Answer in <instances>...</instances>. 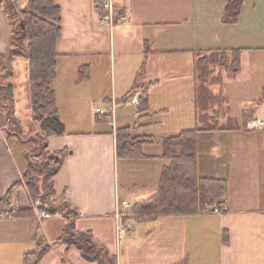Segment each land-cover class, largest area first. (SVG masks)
<instances>
[{"label":"crops","instance_id":"0c3cea01","mask_svg":"<svg viewBox=\"0 0 264 264\" xmlns=\"http://www.w3.org/2000/svg\"><path fill=\"white\" fill-rule=\"evenodd\" d=\"M55 1L62 10L63 36L54 88L64 124L63 110L77 102L74 90L91 83L98 90L107 70L104 53L112 57L111 97L93 90L88 96L102 98L109 107L131 95L146 62L139 86V92L146 91V113L118 104L113 115L88 121L102 130H66L48 138L50 151L68 155L55 189L77 212L75 231L89 233L118 264H264V126L248 129L254 120L264 121V38L257 25L264 19V0H244L233 23L224 20L227 0H113L119 14L128 15L127 22L113 28L101 22L102 0ZM12 31L0 10V55L9 49ZM233 50H241L237 73L232 71ZM2 74L0 58V81ZM17 81L15 72L16 115ZM23 84L31 104L29 79ZM137 123L134 134L150 136L151 142L141 157L119 159L117 131ZM6 128L0 106V200L28 165L29 144L9 137ZM197 128L204 129L198 135L199 176L228 185L222 212L132 216L126 220L132 231L119 236L118 201L134 206L154 197L169 165L161 157L164 140ZM13 205L20 210L30 206L26 189L17 191ZM64 227L62 215L0 220V264H25V255L38 249L40 239L48 250L38 264H100L78 246L58 242Z\"/></svg>","mask_w":264,"mask_h":264},{"label":"trees","instance_id":"16d2710c","mask_svg":"<svg viewBox=\"0 0 264 264\" xmlns=\"http://www.w3.org/2000/svg\"><path fill=\"white\" fill-rule=\"evenodd\" d=\"M0 0V10L12 25L11 44L7 52L0 55L3 74L0 81V106L5 109L9 137L29 144L28 165L21 179L0 200V211L13 205L18 190L27 191L30 206L21 209V215L34 217V205L52 215L65 218L63 236L58 242L67 246H78L85 257L100 264H118L117 257L97 246L89 233L76 232L73 217L77 212L69 201L55 189V177L65 164L67 152H52L48 149V138L65 134L66 126L57 107L54 81L57 76V50L63 36L61 7L55 0ZM224 14L226 23L235 22L241 14L244 0H227ZM241 50H233L232 71L241 67ZM226 52V51H224ZM19 58L28 61V79L31 95L32 120L41 131L25 136L23 123L16 115L14 64ZM205 58L199 61L201 67ZM146 62L141 67L131 94L138 90L145 78ZM199 78H204L202 73ZM140 113L148 111L146 91L140 97ZM142 117L139 118V120ZM133 127L117 131V156L119 159L141 157L144 145L151 142L147 135H135ZM204 129L183 131L166 138L163 142L162 158L169 162L162 173L157 194L145 203L133 206V215L140 218H157L162 215H192L211 212L215 203L224 198L227 183L200 177L198 174V135ZM222 209V207H221ZM48 246L38 241V249L25 255V264H38L45 256Z\"/></svg>","mask_w":264,"mask_h":264},{"label":"rangeland","instance_id":"374dc122","mask_svg":"<svg viewBox=\"0 0 264 264\" xmlns=\"http://www.w3.org/2000/svg\"><path fill=\"white\" fill-rule=\"evenodd\" d=\"M262 16V15H261ZM258 25V33L264 38V19L262 20L260 17V23ZM89 60H92L89 58ZM104 64L106 66V74L102 73L101 80L98 81L99 88L98 90H93V83L80 88L78 86L74 91L78 93L77 102L75 105H68L63 110L64 114V122L66 124V130L71 132H91L94 130H102L100 127H90L88 121L90 119H96L97 115L101 118L103 115L108 116L109 106L103 103L102 98L95 97L92 98L88 96L89 93L99 92L100 94H104L107 97H111L110 93L113 88V81L111 76V67H112V57L110 52L104 53ZM263 68V66H261ZM15 72L18 75V83H17V94H18V105H17V116L23 123V133L25 136H29L34 132L41 131V127L39 124H36L32 120V112H31V104L28 99L25 97V85L23 82L28 80V61L26 59H20L15 63ZM93 82V81H92ZM142 89L139 87L137 91H141ZM134 92V93H135ZM142 93V92H141ZM253 105V104H251ZM97 109L102 110V112L97 111ZM110 128V127H109ZM36 130V131H34ZM30 148V145H27ZM25 149L27 147L25 146ZM14 207V205H12ZM17 208V207H16ZM19 209V208H18ZM22 216V215H21ZM54 217H60V214H55ZM38 232H40V228H38Z\"/></svg>","mask_w":264,"mask_h":264},{"label":"built area","instance_id":"2783aa9c","mask_svg":"<svg viewBox=\"0 0 264 264\" xmlns=\"http://www.w3.org/2000/svg\"><path fill=\"white\" fill-rule=\"evenodd\" d=\"M98 7L99 10L101 11V22L111 28H113L119 22L128 21V15L119 14L113 0H102ZM140 97H141V92L137 91L120 102L113 101L109 108L108 114L113 115L115 113V109L118 106V104H122L124 106H135L139 109L141 106ZM97 111L102 112V110L100 109H97ZM263 126H264V121L257 119L248 125V129L250 130L259 129L262 128ZM38 205L36 204L33 207L35 219L39 221H43V220L51 219L53 217L51 213H49L47 210L43 208H40ZM20 211L21 210L16 208L15 206L6 207L0 211V220L19 218L21 217ZM213 212L214 213L222 212L221 205L219 204V202L215 203ZM115 216L118 221L119 236L129 234L132 231L133 226L131 224H128L126 220L134 216L133 206L126 200L118 201Z\"/></svg>","mask_w":264,"mask_h":264}]
</instances>
